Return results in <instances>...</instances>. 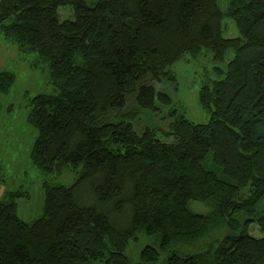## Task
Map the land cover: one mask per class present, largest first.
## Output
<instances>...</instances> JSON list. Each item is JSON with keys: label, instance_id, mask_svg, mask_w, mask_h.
Wrapping results in <instances>:
<instances>
[{"label": "trees", "instance_id": "obj_1", "mask_svg": "<svg viewBox=\"0 0 264 264\" xmlns=\"http://www.w3.org/2000/svg\"><path fill=\"white\" fill-rule=\"evenodd\" d=\"M226 18L239 37L222 36ZM0 35L56 90L31 101L34 165L76 174L44 184L31 224L0 202V264H264V0H1ZM202 49L234 57L201 86L196 124L154 83ZM14 80L0 73V92ZM143 111L168 125L140 126Z\"/></svg>", "mask_w": 264, "mask_h": 264}, {"label": "rangeland", "instance_id": "obj_2", "mask_svg": "<svg viewBox=\"0 0 264 264\" xmlns=\"http://www.w3.org/2000/svg\"><path fill=\"white\" fill-rule=\"evenodd\" d=\"M96 1L88 0V5ZM218 3L221 9L227 8V0H218ZM58 14L61 21L74 17L69 6L60 7ZM221 33L224 38L240 36L235 21L229 18L223 20ZM233 57V52H230L224 61L218 62L214 52L208 49H202L195 56L186 54L167 68L175 80L154 83V86L169 95L173 101L172 107H178L188 120L196 124L207 123L210 115L200 106L199 90L204 83L221 79L223 75H219L217 69L226 72ZM2 72L12 73L15 80L8 93L0 92V202H14L17 216L31 224L43 216L44 184L70 186L76 180V174L72 169H66L61 174H46L34 165L31 158L38 135L36 128L27 121L32 109L31 101L38 95H56L55 88L49 82L48 70L31 69L21 58L18 48L6 43L0 35ZM143 115L139 116L142 127L151 123L164 128L169 123L168 117L162 120V116L155 115L154 119L144 111ZM81 193L89 200L88 185ZM191 209L197 213H207L209 210L199 203H193ZM248 232L253 237L263 236L256 224H252ZM149 242L153 240L141 237L129 247L127 254L136 261L139 251Z\"/></svg>", "mask_w": 264, "mask_h": 264}, {"label": "bare ground", "instance_id": "obj_3", "mask_svg": "<svg viewBox=\"0 0 264 264\" xmlns=\"http://www.w3.org/2000/svg\"><path fill=\"white\" fill-rule=\"evenodd\" d=\"M153 244H155V246H158L159 245V241L157 239H155Z\"/></svg>", "mask_w": 264, "mask_h": 264}]
</instances>
